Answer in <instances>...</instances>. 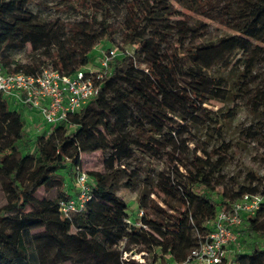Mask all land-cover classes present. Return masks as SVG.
Listing matches in <instances>:
<instances>
[{
	"label": "trees",
	"instance_id": "obj_1",
	"mask_svg": "<svg viewBox=\"0 0 264 264\" xmlns=\"http://www.w3.org/2000/svg\"><path fill=\"white\" fill-rule=\"evenodd\" d=\"M81 1L79 9L71 0H60L61 8L84 13L81 21L63 25L40 20L27 7L28 0H0L2 68L26 74L51 68L72 76L93 65L103 41L118 31L109 22L115 0ZM180 2L187 12L176 10L169 0L127 2L121 24L123 44L133 47L135 53L121 48L122 54L111 61L109 75L98 82L99 95L51 133L33 136L22 112L11 109L0 96V179L8 198L0 208V264L184 262L205 241L212 230L208 223L220 210L245 193L264 197V186L260 190L262 184L256 177L236 193L217 192L213 182L226 165L230 143L222 142L208 152L185 136L188 128L218 123L205 105L234 96L226 88V78L214 73L232 70L238 52L247 56V67L252 64L264 40V0ZM192 13L207 22L196 23ZM99 16L102 20L96 29ZM212 23L232 33L211 39ZM27 46L32 53L27 60H18L17 54ZM43 48L51 52L41 55L38 52ZM240 91L246 94L251 89ZM249 97L257 111L263 112L264 121V88ZM237 111L229 110L210 136L224 140V127ZM175 125L177 130H173ZM108 127L112 131L106 133ZM28 142L32 143L30 149ZM104 150L110 152V172H86L91 199L82 211L67 218L60 204L75 196L66 191L62 172L68 170L76 179L82 172L81 155ZM140 158L169 161L167 171L154 174L151 168L146 175L138 196L144 211L138 226L139 219L129 223L127 204L114 187L130 167L133 170L125 185L135 186L143 172L136 162ZM54 186L58 198L36 197L40 188ZM40 224L44 229L33 233L32 228ZM52 228L60 229L64 236L56 235ZM244 232L240 247L248 243V251L237 254L234 264H264V201L255 216L246 219ZM132 252L143 254L144 260L124 258Z\"/></svg>",
	"mask_w": 264,
	"mask_h": 264
},
{
	"label": "rangeland",
	"instance_id": "obj_2",
	"mask_svg": "<svg viewBox=\"0 0 264 264\" xmlns=\"http://www.w3.org/2000/svg\"><path fill=\"white\" fill-rule=\"evenodd\" d=\"M130 0H115V10L109 22L111 26L116 28L118 31L115 35L112 36V39L108 41H103V50H115L118 49L119 55L122 54L121 48H124L125 52L130 54L135 53V49L131 46H124V35L121 27L123 17L125 14V5ZM174 8L180 12H187L184 10V7L181 5L180 0H169ZM79 8V2L81 0H71ZM60 0H28L27 7L38 16L40 20H45L48 22H60L63 25L73 24L81 21L84 18V13L82 10L61 8ZM92 15L91 13H87ZM193 14V13H192ZM194 21L197 22H207L204 18L193 14ZM102 20V17L99 16L97 22L94 23L95 28H99V22ZM229 30L224 27H220L218 24L212 23L210 25L209 37L211 39H216L218 37L230 34ZM45 48L41 49L38 53L44 55V52L48 53L49 51ZM51 52V51H50ZM49 52V53H50ZM257 55L254 58L250 66L248 64L247 56L244 53L238 52L234 58V68L227 71H216L215 76H223L226 78V88L230 89L234 96L230 100H213L210 104L205 105L208 110L212 112V118L218 123H212L211 125H206L204 128L192 129L188 128L186 137H190L198 142V145L201 148H206L208 152H211L213 149H217L222 142L230 143L231 149L226 154L225 161L226 165L221 170L220 174L217 175L213 184L216 188V191L222 195L227 193H236L238 188L241 186L248 187L250 186L253 178L256 177V182H261L260 190L264 186V121L262 120L263 112L257 111L255 105L251 102L249 96H254L256 92L261 88H264V40L259 43V49ZM32 53L31 46H27L24 51H21L17 54V58L20 61H25ZM95 56L97 57L96 53ZM96 57L93 60L92 67H95ZM248 87L251 89L246 94L240 91V88ZM238 94H243L244 96H239ZM11 109L19 110V107L9 102ZM236 108L237 115L235 119L225 125L224 127V140L220 137H211L210 134L213 131L212 128L214 125L220 126L224 120V115L229 111ZM177 122H180L179 119H176ZM179 127L175 125L173 130H177ZM45 131L44 125L39 121L36 125V131L31 133L33 136L37 132ZM106 133L111 132L112 129L108 127L104 130ZM32 146V143L28 142V148ZM189 147L194 148V144H190ZM199 156H204L202 152L198 153ZM110 157V152L108 150L104 151H93L84 153L81 155V171L88 172L89 170H99L101 172H110L108 167V160ZM216 159L214 158L213 161ZM169 159L160 158V159H149V158H140L138 159L137 164L143 168L139 180L133 188H127L126 182H128V174L133 170V167L126 169V175H121L115 184L114 190L115 194L123 199L127 204L126 216L131 221H137L139 219L138 214L141 211L138 196L140 192L144 189L146 175L151 172V168H154V174L159 173L160 171H167V162ZM119 164L115 166L118 168ZM62 174L65 177L67 182V189L71 195H77L76 179L75 175L70 171H63ZM109 183H112L110 179ZM6 185L0 179V208L3 207L7 201V193L5 190ZM58 189L56 186L50 190L45 188H40L36 193L38 199L43 198H58ZM156 201L161 204V200L152 195ZM31 208L27 210L29 212ZM147 216V215H146ZM149 218V216H147ZM44 229L42 224L37 225L32 228L33 233L41 232ZM53 232L56 235L64 236L60 229L52 228ZM248 243L241 246L243 252L248 251ZM124 258L135 259L138 262H142L143 256L135 252L124 255ZM146 262L148 259L145 260ZM69 264V263H68ZM73 264V263H72Z\"/></svg>",
	"mask_w": 264,
	"mask_h": 264
},
{
	"label": "built area",
	"instance_id": "obj_3",
	"mask_svg": "<svg viewBox=\"0 0 264 264\" xmlns=\"http://www.w3.org/2000/svg\"><path fill=\"white\" fill-rule=\"evenodd\" d=\"M117 51L101 50L95 59V67L79 70L72 76L51 68H43L35 74L8 73L0 64V96L19 107L29 133L36 131L40 121L49 134L57 126L68 123L99 95L98 82L109 75L111 61L119 55ZM90 181L86 172L78 173L77 195L60 204V211L67 218L82 211L91 199ZM263 201L261 194L245 193L220 210L208 223L212 230L205 241L191 251L186 261L174 264H234L237 254L243 252L240 240L245 236L246 219L255 216ZM143 216L141 210L138 226L142 225Z\"/></svg>",
	"mask_w": 264,
	"mask_h": 264
},
{
	"label": "crops",
	"instance_id": "obj_4",
	"mask_svg": "<svg viewBox=\"0 0 264 264\" xmlns=\"http://www.w3.org/2000/svg\"><path fill=\"white\" fill-rule=\"evenodd\" d=\"M44 129H46V128H44Z\"/></svg>",
	"mask_w": 264,
	"mask_h": 264
}]
</instances>
